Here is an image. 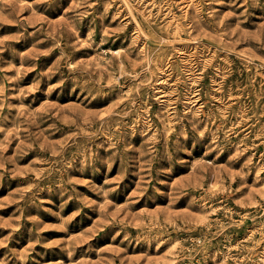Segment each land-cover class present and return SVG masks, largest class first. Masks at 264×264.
Segmentation results:
<instances>
[{
	"label": "rangeland",
	"instance_id": "obj_1",
	"mask_svg": "<svg viewBox=\"0 0 264 264\" xmlns=\"http://www.w3.org/2000/svg\"><path fill=\"white\" fill-rule=\"evenodd\" d=\"M0 264H264V0H0Z\"/></svg>",
	"mask_w": 264,
	"mask_h": 264
},
{
	"label": "bare ground",
	"instance_id": "obj_2",
	"mask_svg": "<svg viewBox=\"0 0 264 264\" xmlns=\"http://www.w3.org/2000/svg\"><path fill=\"white\" fill-rule=\"evenodd\" d=\"M162 92V91H161ZM161 95V94H160ZM161 97V96H160ZM163 97V96H162Z\"/></svg>",
	"mask_w": 264,
	"mask_h": 264
}]
</instances>
